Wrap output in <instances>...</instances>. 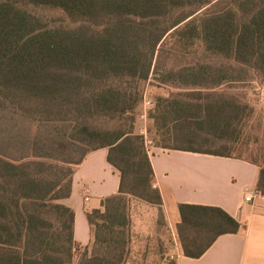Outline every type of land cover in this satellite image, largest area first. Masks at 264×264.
I'll use <instances>...</instances> for the list:
<instances>
[{
	"label": "trees",
	"instance_id": "16d2710c",
	"mask_svg": "<svg viewBox=\"0 0 264 264\" xmlns=\"http://www.w3.org/2000/svg\"><path fill=\"white\" fill-rule=\"evenodd\" d=\"M210 4L0 0V264H124L130 199L165 222L145 137L135 131L150 76L176 90L154 96L144 113L155 148L242 159L213 149L236 143L244 119L236 97L217 90L251 75L264 80V0L217 12ZM45 9L62 22L44 20ZM197 49L204 57L184 59ZM102 148L119 191L86 213L92 239L82 247L62 201L77 167ZM261 158L244 160L259 167L264 196V147ZM179 213L178 239L192 259L240 228L218 207L182 204Z\"/></svg>",
	"mask_w": 264,
	"mask_h": 264
},
{
	"label": "crops",
	"instance_id": "0c3cea01",
	"mask_svg": "<svg viewBox=\"0 0 264 264\" xmlns=\"http://www.w3.org/2000/svg\"><path fill=\"white\" fill-rule=\"evenodd\" d=\"M107 156L105 148L87 154L72 177L70 197L62 201L74 211V241L82 247L92 239L86 213L100 209L105 198L119 191V173L108 163ZM149 157L154 186L162 198L165 224L176 244L175 264H264V196L257 191V165L244 159L155 147ZM83 187L91 192L87 203ZM248 192L257 193L252 203L244 201ZM182 204L218 207L233 217L240 228L234 234L219 236L200 258L185 257L177 234ZM141 212H130L132 227L141 224Z\"/></svg>",
	"mask_w": 264,
	"mask_h": 264
},
{
	"label": "rangeland",
	"instance_id": "374dc122",
	"mask_svg": "<svg viewBox=\"0 0 264 264\" xmlns=\"http://www.w3.org/2000/svg\"><path fill=\"white\" fill-rule=\"evenodd\" d=\"M210 1L211 4L208 11L217 12L235 8V1L238 0ZM39 14L49 23L60 24L63 19V15L56 10L45 9L41 10ZM194 50L186 55L184 58L186 61L204 57L200 49H197V52H194ZM171 91L176 92V90L160 86L153 76H150L145 91V102H151L154 96L167 95ZM217 91L236 97L244 109V119L241 124V134L236 143L228 144L225 149L222 148V143H217L213 149L225 151L233 157L261 162V154L264 147V80L258 76L251 75L245 82L226 84ZM150 107V105H145L144 103L142 115H139L136 119V133L142 134L146 130L147 134V130L152 127L146 117L142 118ZM25 126L28 127V124ZM35 135V129H33L32 132L27 133L25 136L27 139H31ZM41 136L43 138L47 137L45 131H41ZM147 136L152 141L157 142L153 133ZM90 148L87 146L84 149L89 150ZM81 152V150H78L69 152V154L77 159L81 156ZM146 206L153 207L135 199H130L129 201V215L132 210L141 209L142 218L141 224L135 227H132L130 220L128 256L124 264H175L177 252L172 233L160 218L158 211L155 210L156 208L153 207L155 209L152 208L153 211H150ZM75 260H77V257Z\"/></svg>",
	"mask_w": 264,
	"mask_h": 264
},
{
	"label": "built area",
	"instance_id": "2783aa9c",
	"mask_svg": "<svg viewBox=\"0 0 264 264\" xmlns=\"http://www.w3.org/2000/svg\"><path fill=\"white\" fill-rule=\"evenodd\" d=\"M145 105H150V102H145ZM145 117V115L142 116V118ZM145 137V146L147 148L148 153L150 154L152 149L154 148V143L151 139L148 138L147 134H146V130H144V133H142ZM255 192H248L246 193L245 197H244V201L246 203H252L254 201V198L256 197ZM82 195H83V199L84 202H88L90 200L91 197V192L90 189L88 187H83L82 189Z\"/></svg>",
	"mask_w": 264,
	"mask_h": 264
}]
</instances>
